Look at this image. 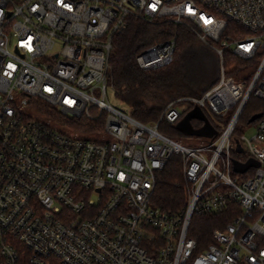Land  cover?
<instances>
[{
    "label": "built area",
    "instance_id": "2783aa9c",
    "mask_svg": "<svg viewBox=\"0 0 264 264\" xmlns=\"http://www.w3.org/2000/svg\"><path fill=\"white\" fill-rule=\"evenodd\" d=\"M130 17L192 29L219 57L218 82L155 122L115 107L109 57ZM175 50L160 41L137 60L157 69ZM227 52L248 61L239 79ZM252 97L264 100V0H0V264H264V113L252 137L237 130ZM40 102L104 129L80 135ZM181 106L232 114L212 137L172 138L160 122H180ZM175 155L187 199L166 210L153 200ZM223 212L210 242L191 234L196 214Z\"/></svg>",
    "mask_w": 264,
    "mask_h": 264
},
{
    "label": "trees",
    "instance_id": "16d2710c",
    "mask_svg": "<svg viewBox=\"0 0 264 264\" xmlns=\"http://www.w3.org/2000/svg\"><path fill=\"white\" fill-rule=\"evenodd\" d=\"M175 40L176 50L173 61L157 69H144L138 63V56L150 45L160 41ZM205 46L215 53L204 68L203 76L208 81L198 86L191 71L185 65L196 56V49ZM227 65L233 66L230 73L238 75L248 61L226 53ZM109 82L116 91V96L123 100L131 110L130 115L143 123L158 121L163 110L172 101L184 96H201L219 80L220 64L216 52L204 44L194 31L183 24L170 19H160L150 23L140 17H130L128 26L114 35L109 57ZM194 75H198L197 71ZM194 78V81L191 79ZM239 79V77L237 76ZM187 80V82L185 81ZM179 86L188 88V93L178 91ZM40 109L51 115L56 121L67 122L68 127L76 133L91 137L104 129V118L89 120L87 118H68L59 110L40 102ZM264 113V100L252 97L246 105L239 122L250 123L256 113ZM206 113V112H205ZM229 120L225 121L227 125ZM201 119H192L195 128L204 126ZM179 122L170 123L165 119L160 122V129L172 138H183L188 134L178 127ZM213 124H215L213 122ZM65 125V124H62ZM220 129L222 126H218ZM180 156H173L162 172L156 191L154 203L166 210H180L185 206L186 183L180 166ZM231 221V216L221 214H196L193 217L191 234L201 242L211 241V232L216 227H223Z\"/></svg>",
    "mask_w": 264,
    "mask_h": 264
},
{
    "label": "rangeland",
    "instance_id": "374dc122",
    "mask_svg": "<svg viewBox=\"0 0 264 264\" xmlns=\"http://www.w3.org/2000/svg\"><path fill=\"white\" fill-rule=\"evenodd\" d=\"M213 55L215 56V53L210 50L209 48L200 45V47H197L196 49V56L187 61V63L185 64L188 67V70L191 71V73L193 74L195 80H197V85L198 86H204L207 81V75L203 76L204 68L206 67V65L208 64L207 58L211 59L213 57ZM220 64V63H219ZM197 71L198 75H194V72ZM220 77V74H217L216 72V77ZM194 78L191 77V79L194 81ZM185 81L187 82V80L185 79ZM178 91H183L185 94L188 93V88L185 86H179ZM108 95H109V101L115 106L118 107L119 109L125 111L126 113H131L130 107L120 98H118L116 96V91L113 87H109L108 89ZM187 106H189L187 104ZM187 106H181V110L184 111L185 110V116L183 117V119L179 122L181 123L184 119L187 118L188 114L190 113V111L192 109H186ZM206 113L205 116L207 117L209 123L211 125H213V122L215 123L214 125H220V124H225L226 120H229L232 114V110L229 111L228 113L225 114L224 117H218L215 114H213L209 109H205L204 110ZM204 124V123H203ZM203 127H191L189 131L193 132V135L191 136H198L197 134L202 133L203 132ZM256 122H250V123H246V122H239L238 123V136L240 135H246L248 137H252V135L255 133L256 131ZM241 148H243V146H240Z\"/></svg>",
    "mask_w": 264,
    "mask_h": 264
},
{
    "label": "water",
    "instance_id": "95a60500",
    "mask_svg": "<svg viewBox=\"0 0 264 264\" xmlns=\"http://www.w3.org/2000/svg\"><path fill=\"white\" fill-rule=\"evenodd\" d=\"M262 116V113H256L254 114L251 119L250 122L255 121L256 119H258L259 117ZM201 119L205 122L204 127H203V132L197 134L198 136H214L217 132L216 130L213 128V126L209 123L207 117L205 116L204 112L200 109V107L196 106L194 109H192L190 111V113L188 114L187 118L184 119L181 123L178 124V127L186 132L188 135H193L192 131H189L191 127H194L192 124V119ZM251 165H253V162H249L247 164H240V163H236L235 165V170L236 171H246Z\"/></svg>",
    "mask_w": 264,
    "mask_h": 264
}]
</instances>
